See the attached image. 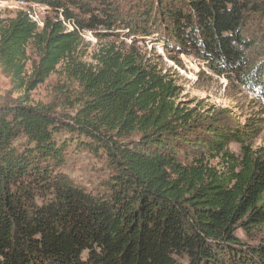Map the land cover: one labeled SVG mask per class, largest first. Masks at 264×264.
<instances>
[{
	"label": "trees",
	"instance_id": "obj_1",
	"mask_svg": "<svg viewBox=\"0 0 264 264\" xmlns=\"http://www.w3.org/2000/svg\"><path fill=\"white\" fill-rule=\"evenodd\" d=\"M31 1L54 17L41 21L32 7L0 18V69L24 90L0 104V264H264L260 128L234 125L225 108L183 107L173 80L137 53L106 45L88 67L74 56L85 30L105 40L159 29L166 48L179 43L218 74L263 89L248 34L264 0H142L137 14L116 0ZM31 42L40 52L27 80ZM59 66L81 89L73 114L29 104ZM71 142L104 152V191L60 170Z\"/></svg>",
	"mask_w": 264,
	"mask_h": 264
},
{
	"label": "rangeland",
	"instance_id": "obj_2",
	"mask_svg": "<svg viewBox=\"0 0 264 264\" xmlns=\"http://www.w3.org/2000/svg\"><path fill=\"white\" fill-rule=\"evenodd\" d=\"M78 1L83 4L91 2L92 5L97 0ZM116 2L120 3L122 12L129 11L132 14H137V9L143 6L142 0H116ZM28 9H33L29 0H0L1 19H11L19 11ZM34 10L35 17L41 21H45L46 17L53 18L55 15L51 9L46 12L38 11L36 8ZM255 21L257 24L250 26L248 34L254 37L252 39L254 47L249 51L251 68L257 61L263 62L264 65V19L256 18ZM125 31L128 30L125 29ZM129 33H131L130 36H123L125 33H121L122 36L117 39L100 40L92 31H84L80 45L74 53L76 61L85 67L93 65L95 55L106 45L115 46L118 51L137 53L147 60V63L173 80L180 89L176 100L180 101L183 107L195 108L205 114L213 108L228 109L231 117L234 118L232 122L234 125L250 122L260 128L257 138L254 139V146H264V86L260 89L255 87L253 82H242L237 74L229 72L218 74L203 58L180 50L181 45L174 41L171 42L173 48H166L165 40L161 39L164 34L159 29H153L148 36L133 34L132 31ZM187 51H191V48H187ZM39 52L32 42L29 43L27 80L33 69L32 64L39 59ZM80 91L75 79L65 73L64 66H59L45 82L38 84L29 92V104H53L54 107H58V111L73 114L79 107ZM23 93L22 89L13 90L9 77L0 69V104L8 103L12 98L21 97ZM69 137L66 134H59L57 139H69ZM230 147L234 152L239 153L237 143L231 142ZM211 162L217 165L218 159H213ZM60 170L88 190L104 191L103 183L108 177V170L106 156L102 150L88 151L79 147L76 142H71L66 152V161ZM237 234L249 245H256L261 235L260 233L247 235L241 229L237 231ZM180 262L184 264L185 259H181Z\"/></svg>",
	"mask_w": 264,
	"mask_h": 264
},
{
	"label": "bare ground",
	"instance_id": "obj_3",
	"mask_svg": "<svg viewBox=\"0 0 264 264\" xmlns=\"http://www.w3.org/2000/svg\"><path fill=\"white\" fill-rule=\"evenodd\" d=\"M30 6H32L33 8H36L38 11H41V12H46L47 10H43L41 8H37L36 6H46V5H43V4H40V3H37V2H29ZM85 32H89L88 30H85Z\"/></svg>",
	"mask_w": 264,
	"mask_h": 264
},
{
	"label": "built area",
	"instance_id": "obj_4",
	"mask_svg": "<svg viewBox=\"0 0 264 264\" xmlns=\"http://www.w3.org/2000/svg\"><path fill=\"white\" fill-rule=\"evenodd\" d=\"M37 8H41L43 10H49V7L48 6H36Z\"/></svg>",
	"mask_w": 264,
	"mask_h": 264
},
{
	"label": "clouds",
	"instance_id": "obj_5",
	"mask_svg": "<svg viewBox=\"0 0 264 264\" xmlns=\"http://www.w3.org/2000/svg\"><path fill=\"white\" fill-rule=\"evenodd\" d=\"M93 32V31H92ZM93 34H94V32H93ZM82 36V35H81Z\"/></svg>",
	"mask_w": 264,
	"mask_h": 264
}]
</instances>
